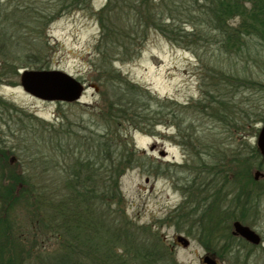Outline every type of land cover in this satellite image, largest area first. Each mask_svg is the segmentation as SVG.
I'll use <instances>...</instances> for the list:
<instances>
[{
	"label": "rangeland",
	"instance_id": "rangeland-1",
	"mask_svg": "<svg viewBox=\"0 0 264 264\" xmlns=\"http://www.w3.org/2000/svg\"><path fill=\"white\" fill-rule=\"evenodd\" d=\"M2 2L11 13L13 6L25 0ZM106 3L92 0L87 8L65 11L44 30L35 23L29 31H18L28 35L23 40L10 31L14 41L9 52L14 55L6 56L9 64L0 54V264H52L64 251V239L45 225L36 209L35 193L53 185L58 200L84 156L83 143L92 135L105 133L104 103L113 90L110 85L100 86L94 63L101 35L96 14ZM22 18V14L13 16L11 21ZM24 47L36 50H30L34 56L22 54ZM261 48L259 45L258 50ZM32 61L46 66L43 70L62 71L80 80L85 85L80 102H48L27 94L20 78L25 70H38L30 67ZM215 66L229 75L233 68L241 79L235 84L223 76L226 82L220 83L229 101L227 119L213 109L220 90L216 85L222 77ZM114 68L160 100L182 104V135L164 121L147 131L124 123L111 128L128 136L129 148L137 151L131 168L120 178L121 213L134 225L132 232L143 234L140 239L145 247L158 250L161 260L152 258L150 264H204L206 256L218 264H264V244L246 249L207 247L212 241L211 228H197L212 203L201 182L214 178L221 161H229L228 167L233 163L234 169L251 178L257 171L264 172V158L256 150L264 126V89L251 86V82L264 85V67L247 56H230L214 43L186 47L151 29L140 51L133 58L117 61ZM157 106L152 102L151 109ZM114 146L118 150L125 147L121 141ZM45 159L52 160L49 169L42 163ZM9 165L13 167L8 169ZM6 173L26 179L13 195L6 194ZM261 209L257 218L251 206L248 218L258 220L256 225L264 229V204ZM180 236L189 240L188 247L177 241ZM116 253L120 258L123 251Z\"/></svg>",
	"mask_w": 264,
	"mask_h": 264
},
{
	"label": "trees",
	"instance_id": "trees-1",
	"mask_svg": "<svg viewBox=\"0 0 264 264\" xmlns=\"http://www.w3.org/2000/svg\"><path fill=\"white\" fill-rule=\"evenodd\" d=\"M91 1L25 0L8 13L7 5L0 0V54L3 59L14 55L9 52L14 41L10 31L23 40L28 35L21 34V31L31 30L35 23L44 30L63 12L87 8ZM45 4L51 5L43 6ZM21 14L25 20L11 21L13 16ZM96 15L101 35L97 44L98 60L94 65L100 86L110 85L113 90L112 97L106 98L104 103L107 108V117L103 115L105 133L102 137L92 135L82 142L86 146L84 156L77 161L62 196L54 199L55 186L49 185L36 190L34 205L45 225L64 239V251L51 260L52 264H150L152 258L159 257L158 250L145 247L140 239L143 234L139 236L132 232L134 225H129L121 213L124 196L120 178L131 168L137 151L129 148L128 136L120 131L116 134L111 128L124 123L132 125L135 130L147 131L164 121L175 126L182 135V104L162 101L132 84L117 73L114 64L123 58H133L144 45L148 31L155 29L175 44L192 47L198 42L214 43L230 56H247L264 67V0H107ZM259 45L261 50H258ZM26 50L22 48V54L28 58L34 56L30 50L36 51L33 48ZM3 61L9 64L7 59ZM30 67L46 68L34 61ZM215 70L221 72L222 77L216 85L220 90L219 96H215L213 109L222 119H227L229 101L220 83L226 82L223 76L235 84L241 79L233 68L230 75L220 66H215ZM254 83L251 82L253 88L259 85L261 90L264 89V85ZM152 102L159 105L154 110L151 109ZM120 141L122 146L125 145L123 150L114 146ZM256 150L259 154L258 148ZM42 163L45 169H49L52 160L45 159ZM10 167L13 165L8 169ZM6 174V194L13 195L26 179L17 174ZM117 250L123 251L120 258Z\"/></svg>",
	"mask_w": 264,
	"mask_h": 264
},
{
	"label": "flooded vegetation",
	"instance_id": "flooded-vegetation-1",
	"mask_svg": "<svg viewBox=\"0 0 264 264\" xmlns=\"http://www.w3.org/2000/svg\"><path fill=\"white\" fill-rule=\"evenodd\" d=\"M154 148V147H153ZM229 161H221L215 176L201 182L205 195L212 199L210 215L202 212L197 228L201 231L206 226L211 228L212 241L207 247L220 248H258L264 244V229L256 225L258 220H249V209L254 208L258 218L261 206L264 204V172L253 178L243 175L242 170L234 169L233 163L228 167ZM253 179V180H252ZM253 186V187H252ZM210 191V192H209ZM249 217V218H248ZM254 231L260 238L258 245L248 241L236 231V224ZM210 225V226H209Z\"/></svg>",
	"mask_w": 264,
	"mask_h": 264
},
{
	"label": "water",
	"instance_id": "water-1",
	"mask_svg": "<svg viewBox=\"0 0 264 264\" xmlns=\"http://www.w3.org/2000/svg\"><path fill=\"white\" fill-rule=\"evenodd\" d=\"M20 81L26 93L37 99L48 102H80L85 91V85L82 84L80 80L58 70H25L21 73ZM257 146L264 158V126L260 130ZM161 156L165 157L166 153H161ZM14 161L13 158L12 163ZM260 174V172H256V177ZM236 231L255 245L261 242V238L254 231L247 227H243L239 223L236 224ZM177 241L184 247L190 245L189 240L183 236L178 237ZM203 263L218 264L217 261L209 256L203 259Z\"/></svg>",
	"mask_w": 264,
	"mask_h": 264
}]
</instances>
